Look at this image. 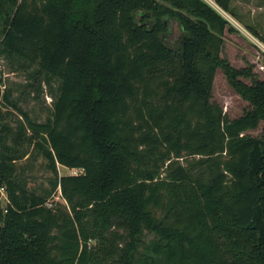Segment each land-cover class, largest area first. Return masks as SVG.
<instances>
[{
	"label": "trees",
	"instance_id": "1",
	"mask_svg": "<svg viewBox=\"0 0 264 264\" xmlns=\"http://www.w3.org/2000/svg\"><path fill=\"white\" fill-rule=\"evenodd\" d=\"M158 1L0 0V50L57 81L39 122L0 77V113L22 116L11 146L0 130V264H264V80L221 58L228 21L209 4ZM217 68L250 110L212 99ZM25 140L79 170L51 180L66 205L15 172Z\"/></svg>",
	"mask_w": 264,
	"mask_h": 264
},
{
	"label": "rangeland",
	"instance_id": "2",
	"mask_svg": "<svg viewBox=\"0 0 264 264\" xmlns=\"http://www.w3.org/2000/svg\"><path fill=\"white\" fill-rule=\"evenodd\" d=\"M228 21L224 29L220 56L235 70L240 71L237 78L247 85L255 81L264 80V0H230V7L237 18L220 9L212 0H203ZM170 11L177 10L169 1L159 0ZM137 17V16H136ZM170 19V18H169ZM253 28L260 36L251 34L248 27ZM180 32L178 22L171 20V31L165 36L169 44H174ZM0 77L1 87L9 90L10 100L27 115L39 122L50 117L52 108V94L56 89L57 81L46 78L44 72L34 67L24 69L2 50H0ZM212 99L217 101L228 117H236L250 110L251 104L244 99L228 82L224 71L217 68L212 84ZM22 119L18 109L6 103L1 107L0 130L5 132V141L11 146V137ZM245 133L252 136L262 135V122L255 129ZM29 132L27 131V136ZM15 151L24 152L14 162L15 172L23 176L29 188L37 192H49L48 203L55 201L66 205L61 197L60 187H52L51 180L54 174L58 176L76 174V168H68L56 164V171L47 166V161L39 154L33 143L25 142ZM5 193L0 191V204L4 206Z\"/></svg>",
	"mask_w": 264,
	"mask_h": 264
},
{
	"label": "built area",
	"instance_id": "3",
	"mask_svg": "<svg viewBox=\"0 0 264 264\" xmlns=\"http://www.w3.org/2000/svg\"><path fill=\"white\" fill-rule=\"evenodd\" d=\"M2 190V188L0 189V191Z\"/></svg>",
	"mask_w": 264,
	"mask_h": 264
}]
</instances>
